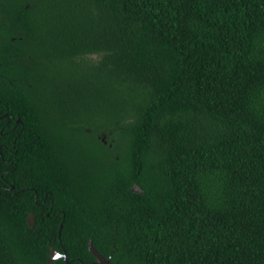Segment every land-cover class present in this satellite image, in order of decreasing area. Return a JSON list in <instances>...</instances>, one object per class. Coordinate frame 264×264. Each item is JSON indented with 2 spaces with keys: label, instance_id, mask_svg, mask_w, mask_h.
Wrapping results in <instances>:
<instances>
[{
  "label": "trees",
  "instance_id": "obj_1",
  "mask_svg": "<svg viewBox=\"0 0 264 264\" xmlns=\"http://www.w3.org/2000/svg\"><path fill=\"white\" fill-rule=\"evenodd\" d=\"M91 239L264 264V0H0V264Z\"/></svg>",
  "mask_w": 264,
  "mask_h": 264
},
{
  "label": "water",
  "instance_id": "obj_2",
  "mask_svg": "<svg viewBox=\"0 0 264 264\" xmlns=\"http://www.w3.org/2000/svg\"><path fill=\"white\" fill-rule=\"evenodd\" d=\"M132 190L136 191V192H143V189L137 183H135L133 185ZM28 223L32 227H34L35 224H36V218H35V214L33 212H31L29 217H28ZM88 245H89V250L97 258V263L98 264H110L111 257H105L102 253H100L99 250L94 245L92 239L89 241ZM50 255H51L50 261L58 259L60 257L67 259V254L66 253H61L58 250H56L54 247L51 248Z\"/></svg>",
  "mask_w": 264,
  "mask_h": 264
},
{
  "label": "flooded vegetation",
  "instance_id": "obj_3",
  "mask_svg": "<svg viewBox=\"0 0 264 264\" xmlns=\"http://www.w3.org/2000/svg\"><path fill=\"white\" fill-rule=\"evenodd\" d=\"M103 139L105 140L106 138L104 137ZM64 218H65V217H64ZM64 253H66V252H65V248H64ZM96 263H97V261H96ZM97 264H98V263H97Z\"/></svg>",
  "mask_w": 264,
  "mask_h": 264
},
{
  "label": "rangeland",
  "instance_id": "obj_4",
  "mask_svg": "<svg viewBox=\"0 0 264 264\" xmlns=\"http://www.w3.org/2000/svg\"><path fill=\"white\" fill-rule=\"evenodd\" d=\"M107 138V136H105Z\"/></svg>",
  "mask_w": 264,
  "mask_h": 264
}]
</instances>
